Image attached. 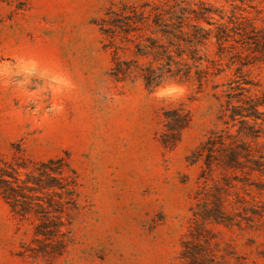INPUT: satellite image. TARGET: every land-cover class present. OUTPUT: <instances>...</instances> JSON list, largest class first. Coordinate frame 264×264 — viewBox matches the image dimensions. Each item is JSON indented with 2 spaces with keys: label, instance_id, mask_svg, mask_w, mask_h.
I'll return each instance as SVG.
<instances>
[{
  "label": "rangeland",
  "instance_id": "rangeland-1",
  "mask_svg": "<svg viewBox=\"0 0 264 264\" xmlns=\"http://www.w3.org/2000/svg\"><path fill=\"white\" fill-rule=\"evenodd\" d=\"M138 1L0 0V154L34 161L63 156L77 192L66 250L50 259L21 254L32 225L15 217L0 195V264H193L180 257L200 173L191 153L218 122L213 94L224 87L212 86L232 78L240 63L235 58L227 67L224 59V71L202 87L177 79L161 85L183 86L177 98L158 97V87L139 79L115 80L98 21L108 9ZM189 1L212 6L214 19L228 27L232 19L240 31H264V0ZM237 39L231 42L249 61L241 73L264 87V55L251 50V39ZM177 106L190 122L165 145L163 111ZM252 145L264 155V124ZM246 178L225 186L223 196L227 211L248 219L199 226L205 238L197 242L213 264H264V179ZM236 198L255 213L232 207Z\"/></svg>",
  "mask_w": 264,
  "mask_h": 264
},
{
  "label": "trees",
  "instance_id": "trees-1",
  "mask_svg": "<svg viewBox=\"0 0 264 264\" xmlns=\"http://www.w3.org/2000/svg\"><path fill=\"white\" fill-rule=\"evenodd\" d=\"M194 5L189 0L122 3L108 9L98 24L112 57L109 73L117 81L139 79L154 89L177 79L202 87L224 71V59L227 67L235 58L239 60L232 78L212 86L224 87L213 94L218 101V122L191 153V161L200 163V173L190 207L193 226L187 233L190 238L181 241L180 257L193 264H213L198 243L205 238L199 226L204 222L239 226L248 218L241 211H227L225 186L243 184L246 175L253 173L264 179V155L252 145L264 124V87L241 73V66L249 63L248 55L231 42L239 41L237 35L245 36L255 45L251 50L264 55V31L244 27L240 31L239 22L232 19L233 26L228 27L214 19L212 6L204 2ZM208 43L215 45L213 52L206 47ZM161 122L160 140L167 145L187 127L189 112L181 106L165 109ZM216 171L220 177L213 176ZM0 195L15 217L32 225V239L23 246L22 255L50 259L66 250L77 192L75 172L63 156L34 161L0 154ZM232 202V207L237 204L245 214L255 213L242 205V198Z\"/></svg>",
  "mask_w": 264,
  "mask_h": 264
},
{
  "label": "clouds",
  "instance_id": "clouds-1",
  "mask_svg": "<svg viewBox=\"0 0 264 264\" xmlns=\"http://www.w3.org/2000/svg\"><path fill=\"white\" fill-rule=\"evenodd\" d=\"M185 89L183 86L178 84L170 83L164 86L158 87L155 91V95L158 97H172L177 98L183 95Z\"/></svg>",
  "mask_w": 264,
  "mask_h": 264
}]
</instances>
